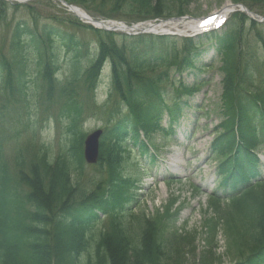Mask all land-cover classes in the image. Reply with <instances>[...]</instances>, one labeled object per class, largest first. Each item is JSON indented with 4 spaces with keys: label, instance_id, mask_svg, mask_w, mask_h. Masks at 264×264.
Wrapping results in <instances>:
<instances>
[{
    "label": "trees",
    "instance_id": "1",
    "mask_svg": "<svg viewBox=\"0 0 264 264\" xmlns=\"http://www.w3.org/2000/svg\"><path fill=\"white\" fill-rule=\"evenodd\" d=\"M119 1H124L130 13L141 12L139 15L154 17L171 14L176 8L173 5L180 9L181 4L190 3V0ZM118 8L123 9L122 6ZM234 31H227L217 38L218 52L224 58L226 73L224 99L230 112L234 109L235 99H242L244 90L239 78L242 41ZM57 34L59 35L49 25L32 30L27 25L19 24L12 33L8 51L38 49L42 60L43 52L39 48L53 47L51 41ZM112 38L109 36V39ZM142 40V43L150 41ZM4 43L0 41V52H4ZM100 52V58L85 74L86 83L94 88L104 60L110 58L115 84L125 98L127 94L133 97L137 88L145 84L144 69H157L160 66L157 59L160 55L163 56L155 41H150L146 51L142 52L152 62L150 64L141 60L137 48H120L115 41L103 42ZM187 52L189 55L190 50ZM22 56L21 52H17L13 60L4 58L0 61V77L4 79L5 93L16 91L13 87L16 79L14 74L23 73V59L20 58ZM54 57L55 54H52V57L43 63L42 70V77L50 87V99L54 88L53 74L56 70L53 65ZM71 75L72 79L67 82L69 86L81 76L78 66H74ZM263 81L261 85L263 84L264 88ZM258 99L264 104V91ZM239 105L242 111L240 119L243 132L247 135L250 131L252 136L256 137L257 129L250 127L248 121L252 113L257 114L256 106L250 100L245 105L240 101ZM140 114L148 117L140 108H135L132 111V119L120 121L116 128L105 135L99 160L101 166L107 170L108 180L88 194L76 192L78 180L83 176V139L77 128L78 118L69 116L72 121L69 128L71 138L67 144L62 147L56 158L50 156L47 149L46 154L40 156L37 163L30 167L32 178L24 177L22 180V183L24 181L31 188L28 200L39 206L33 221L44 226L32 229L28 225V220H31L29 214L25 210L23 214L20 208L18 212L14 211L18 207L12 205L7 176L3 171L0 172V264H186L177 248L179 243L173 242L168 236V220H171L169 208L164 215L157 214L154 218L143 213L132 216L129 222L123 224L117 220L132 199V185L123 180L120 170L125 160L123 144L130 133H137L140 127L145 131L147 127H151L147 119L144 123L141 122ZM221 144V151L230 144H235L232 135ZM251 162L253 165L249 172H242L245 177L257 176L255 167L258 161L254 158ZM255 187L250 188L238 200L230 201L226 206L228 209L221 208L217 203L220 209L215 210V214L228 240V251L235 259L233 264H264V192L259 186ZM100 212L111 215L113 227L110 234L96 242L89 236L88 231L99 219ZM214 246L213 243L209 247ZM202 263L211 264L208 260H202Z\"/></svg>",
    "mask_w": 264,
    "mask_h": 264
},
{
    "label": "rangeland",
    "instance_id": "2",
    "mask_svg": "<svg viewBox=\"0 0 264 264\" xmlns=\"http://www.w3.org/2000/svg\"><path fill=\"white\" fill-rule=\"evenodd\" d=\"M85 5L89 8L90 14L97 15L99 19H104L102 15L111 14L113 8V2L105 0H85ZM222 1V3H219ZM33 12L41 16L40 21L44 24H49L65 30V26L60 22L61 19L69 18L71 15L60 3L44 4L42 1H34ZM221 4V5H220ZM231 0H193L191 4L186 6L185 10L190 16H208L210 13L220 11L222 7L229 6ZM176 7V5H173ZM8 26L1 27V34L6 35L14 29L16 23L21 20H28V10L10 8L8 10ZM175 15L178 12L173 11ZM185 13V14H186ZM116 15L117 19L125 20L134 19L136 16H121ZM124 21V22H125ZM261 28V27H259ZM71 29V27H67ZM77 35H80L77 32ZM88 45V50L83 48L85 55L82 58V64L88 65L89 61L93 57L92 47L96 44V35L93 32H86L82 35ZM253 40V39H251ZM57 54L59 55L58 65L66 66L68 60V54H66V48L62 44H57ZM249 50L255 48L261 51L262 47L259 45L255 47L249 43ZM258 45V44H257ZM13 51L0 52L1 55H10ZM257 53V51H254ZM252 52V53H254ZM1 58V57H0ZM30 71L34 72L36 69V62L33 56H30L29 60ZM219 62H215L213 65L212 72L201 73L199 80H204L207 84L202 85L199 89V93L196 94L192 102L194 105H198L201 111L199 114L202 115L200 118V126L208 125V128L199 129L196 132V136L189 140L187 137H191V132L187 133L182 129L180 132V140L176 143V152L170 150L165 151L162 154V161H159L155 165L146 164V172L141 167H136L135 162L137 159H141V155L138 156L137 151L133 150L130 152L129 160L125 165L126 175L131 176L133 179L139 178L140 182L137 184V195L136 202L127 209L126 217L130 213H143L154 217L158 212L161 215L165 212V208L172 203V209L179 210L177 217V223L174 226L178 229L179 234L183 237L180 242L187 244L180 247V253L186 255L187 264H202L200 257L204 254L206 249L204 239L206 235V221H209L210 226L217 224L219 221L214 219L211 209L207 206L208 198L206 197L207 192L216 188V182L214 183L215 176L210 175L208 170L204 173L208 164L207 151L211 141L214 139V134L211 133L216 125L220 124V117L218 108L221 105V74L218 73ZM106 79L108 80L109 68L107 67L104 71ZM32 77V79H31ZM27 78L26 92L15 97L19 99L15 102L12 97L8 100H0V115H5L4 118H0V149L3 157V162L8 166V172L12 175L14 172L18 174L20 168L16 164V161L26 162L23 169L28 172L30 165L36 160V155L40 152V149L44 144L52 146V151L55 152L60 144L64 140L65 131L62 136L57 135V126L55 128L52 113H60L64 108L65 102L50 105L45 98L39 94L37 90V75L34 74ZM191 81V80H189ZM104 88V87H103ZM103 88L98 91L97 99L95 96V104L92 103L93 97L88 99L89 96L84 94L77 100L79 107L87 108L84 117H90L91 119L85 123V130L87 133H92L98 128L105 129L107 125H112L121 114H125L127 109L125 105L119 103L117 97H112L109 103L104 106L107 100V88L106 92H103ZM168 91L172 92L175 96V89L172 85H169ZM98 101V103H97ZM44 102V103H43ZM50 109H47V106ZM119 110V111H118ZM110 112H113L112 117ZM189 113V112H187ZM183 121L192 125L191 123L195 120L192 116V112L189 113ZM206 114V116H205ZM111 119V120H110ZM169 119L166 118L161 125L168 126ZM182 122V121H181ZM29 124V125H28ZM18 131H22L21 137L15 134ZM155 142L161 141L159 133L154 135ZM132 144L128 148H131ZM57 152V151H56ZM261 157L264 161V151L262 150ZM143 161L145 159L142 158ZM140 160V161H142ZM86 175L83 179V190L94 189L93 185L100 178L99 172L95 171V168L87 164ZM200 187V188H199ZM135 191V190H134ZM205 193V194H204ZM106 225L105 221L100 223L92 230L95 233L100 232ZM219 234L216 235L214 241L217 247L206 251L207 258L212 263L217 264H231L233 263V255L230 254L226 245L227 240L224 235L220 232L222 227L218 228ZM211 234L215 233L211 229ZM212 239V237H210ZM184 252V253H183ZM174 259V258H173ZM220 261L221 263H218Z\"/></svg>",
    "mask_w": 264,
    "mask_h": 264
},
{
    "label": "water",
    "instance_id": "3",
    "mask_svg": "<svg viewBox=\"0 0 264 264\" xmlns=\"http://www.w3.org/2000/svg\"><path fill=\"white\" fill-rule=\"evenodd\" d=\"M98 134L96 136L91 137L88 142V160L93 161L96 158L97 155V145H98Z\"/></svg>",
    "mask_w": 264,
    "mask_h": 264
},
{
    "label": "bare ground",
    "instance_id": "4",
    "mask_svg": "<svg viewBox=\"0 0 264 264\" xmlns=\"http://www.w3.org/2000/svg\"><path fill=\"white\" fill-rule=\"evenodd\" d=\"M78 14H79V16H83L84 15V13L83 12H77ZM160 26V25H159ZM189 27H192V28H194L195 26L193 25V24H189L188 25ZM170 27V25L168 24V23H166V25H161L159 28H161V29H167V28H169ZM154 28V27H153ZM157 28V27H156Z\"/></svg>",
    "mask_w": 264,
    "mask_h": 264
}]
</instances>
